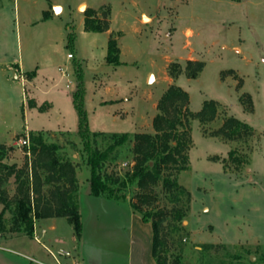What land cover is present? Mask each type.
Here are the masks:
<instances>
[{
    "label": "rangeland",
    "instance_id": "1",
    "mask_svg": "<svg viewBox=\"0 0 264 264\" xmlns=\"http://www.w3.org/2000/svg\"><path fill=\"white\" fill-rule=\"evenodd\" d=\"M85 19L108 29L87 32ZM110 39L119 51L117 65L106 62ZM188 60L204 64L194 79L183 69ZM172 64L181 66L174 77ZM78 70L92 133H153L157 102L171 84L188 94L191 112L213 100L253 129L248 148L244 141L206 136L191 121L189 168L177 176L189 201L174 206L157 186L149 209L185 212L181 223L165 227L168 264H264V0H0V144L11 149L3 162L30 172L33 156L18 144L25 134L41 132L56 143L77 172L82 224V243L64 217H56L55 231L41 233L42 219H35L31 235L1 232L0 264H13L23 254L47 257L46 248L68 264L78 253L84 264L124 254L130 205L89 194L90 168L71 102ZM45 74L61 77L47 95ZM35 75L41 88L31 83ZM247 95L251 106L244 110L240 97ZM96 141L103 145L101 137ZM132 145L106 173L122 176L131 169ZM238 145L246 151L243 170L224 171L221 160ZM2 189L10 198L13 179ZM136 191L127 189L128 201H136ZM55 235L65 241L63 254L48 243Z\"/></svg>",
    "mask_w": 264,
    "mask_h": 264
},
{
    "label": "trees",
    "instance_id": "2",
    "mask_svg": "<svg viewBox=\"0 0 264 264\" xmlns=\"http://www.w3.org/2000/svg\"><path fill=\"white\" fill-rule=\"evenodd\" d=\"M107 29V25H102L100 21H84V30L87 32L101 33ZM68 44L73 46L71 36ZM118 52L116 41L108 40L106 62L117 65ZM203 67L201 61L188 60L183 69L187 78L194 79ZM170 68L171 77L181 72L179 64H172ZM76 75V89L72 92L71 99L77 116L81 154L90 168L89 194L97 198L127 202L143 222L151 225V255L155 264H168L165 227L181 223L185 219V212L176 207L169 211H154L149 208L157 199L153 193L157 186L161 187L168 202L174 206L182 203L183 198L189 201V193L177 179L180 173L189 168L188 151L192 146L189 123L196 120L204 135L238 143L244 141L248 148L254 131L246 123L228 116L223 107L213 100H205L199 111L191 112L188 109V94L177 85L171 84L157 102V112L152 119L153 133L132 136L129 133H92L84 104L85 85L79 70ZM240 102L244 110L251 106L248 95L246 99L240 97ZM28 136L29 147L25 149L33 156L30 172L26 167L16 169L15 165L3 162L11 149H6L5 145L0 144V233L31 235L33 220L64 217L78 239L82 224L78 212L75 166L71 158L62 152L56 143L46 141L41 132L30 133ZM97 137H101V147L96 145ZM131 141V169L122 176L106 173V167L119 158L123 148L129 146ZM227 155V159L221 160L224 171L243 170L247 158L246 151H241L238 145ZM211 160L218 161V158ZM10 179H13L15 184V193L9 198L2 186ZM44 186H47L45 192ZM133 186L137 188L135 202L128 201L125 194L127 189ZM144 207L147 209L143 210ZM5 213H8V219L5 218ZM208 247L209 245L204 246Z\"/></svg>",
    "mask_w": 264,
    "mask_h": 264
},
{
    "label": "crops",
    "instance_id": "3",
    "mask_svg": "<svg viewBox=\"0 0 264 264\" xmlns=\"http://www.w3.org/2000/svg\"><path fill=\"white\" fill-rule=\"evenodd\" d=\"M36 75L33 78L35 82L32 81L31 83L32 85H38L39 88H41L42 85H40L38 80H36V77H37ZM44 78L49 82V85H46L45 91L43 92L45 95H47L48 92H50V90L59 86L61 77L58 78L55 75L45 74ZM38 89L37 90L35 89V90L38 91ZM71 102H72V99H71ZM76 179H77V172H76ZM78 193H79V182H78ZM78 212L81 218V212H80V206H79V196H78ZM55 220H56V217L42 219V221L39 222L41 233H44L45 228H47L49 231H55L56 230ZM36 228L38 227H35V229ZM128 228H129V233L127 236V242H126V248H125L124 254H115L118 257H114L104 264H155V261L151 255V238H152V231L150 229L151 225L149 224L148 226V223L143 222L141 220L140 215L134 212L130 206H129V211H128ZM35 229H34V232H35ZM44 238H46V233H45ZM78 240H80V242L82 243L81 236L78 238ZM48 243H50V245L54 247L58 246L59 251L61 252V254H63L61 250V246L65 244L64 239L55 235L52 238V240L48 241ZM46 249H47V254H48L46 255L47 257H44V254L42 253L37 254V257L39 258H34L32 256L23 254V256H19L17 260L13 261V264H68L67 259H63V260L58 259L57 256L52 251H50L49 248H46ZM66 253L68 252H64L65 258L66 257L69 258L70 257L69 253H68V256L66 255ZM80 255L81 254L78 253L77 254L78 258L73 257L71 259V264H84L83 259L81 258ZM78 259H81V260H78ZM100 262L99 264H102ZM96 264H98V261H96Z\"/></svg>",
    "mask_w": 264,
    "mask_h": 264
},
{
    "label": "built area",
    "instance_id": "4",
    "mask_svg": "<svg viewBox=\"0 0 264 264\" xmlns=\"http://www.w3.org/2000/svg\"><path fill=\"white\" fill-rule=\"evenodd\" d=\"M68 56H70V55H68ZM68 83H70L69 80H68ZM18 144H20L21 146L28 149V147H29V136H28V134H25L23 136V138L18 141ZM66 255H68V253H66Z\"/></svg>",
    "mask_w": 264,
    "mask_h": 264
},
{
    "label": "water",
    "instance_id": "5",
    "mask_svg": "<svg viewBox=\"0 0 264 264\" xmlns=\"http://www.w3.org/2000/svg\"><path fill=\"white\" fill-rule=\"evenodd\" d=\"M152 79H153V76L150 75L149 78H148V82H150Z\"/></svg>",
    "mask_w": 264,
    "mask_h": 264
},
{
    "label": "bare ground",
    "instance_id": "6",
    "mask_svg": "<svg viewBox=\"0 0 264 264\" xmlns=\"http://www.w3.org/2000/svg\"><path fill=\"white\" fill-rule=\"evenodd\" d=\"M79 8H81V9H82V8H83V6H80ZM56 9H58V8H56Z\"/></svg>",
    "mask_w": 264,
    "mask_h": 264
}]
</instances>
